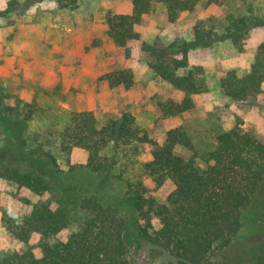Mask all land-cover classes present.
Here are the masks:
<instances>
[{
  "label": "rangeland",
  "instance_id": "rangeland-1",
  "mask_svg": "<svg viewBox=\"0 0 264 264\" xmlns=\"http://www.w3.org/2000/svg\"><path fill=\"white\" fill-rule=\"evenodd\" d=\"M7 3L0 0V11L6 9ZM132 3L133 0H80L76 9H61L55 0H48L30 10L0 16V145L17 146L16 137L6 134L5 106L17 107L20 103L22 113L26 105H33V117L13 135L22 143L20 165L42 174L50 185L48 191L38 194L0 179V252L32 247L38 257L42 256L39 234L28 244L19 241L8 232L5 216L27 215L41 203L63 210L69 228L52 238L53 243L80 230L89 216L83 200L94 198L112 206L130 225L127 253L133 264L141 247L135 242L139 223L135 206L126 194L128 184L143 179L151 195L162 203L173 189L171 184L156 188L143 174L154 144L163 145L169 130L183 127L198 153L197 165L206 169L213 164L209 155L216 149L218 137L233 128L237 118L243 120L245 132L264 141V97L236 103L221 89V80L228 71L245 76L252 68L258 47L264 42V0H202L194 10L180 13L174 22L169 20L166 7L156 2L137 26L140 39L129 42L128 53L110 38L107 16L131 13ZM230 16H253L258 23L239 42L241 50L228 38L210 45L195 43L198 23L223 33ZM157 37L189 48L188 69L196 73L201 92L193 96L195 106L185 113L164 116L161 111V103L181 101L184 93L158 77L149 66V56L141 43ZM120 70L133 74L131 88L112 87L107 81L109 74ZM79 112L93 113L99 125L130 112L152 142L110 150L114 168L93 172L86 167L87 151L76 148L67 154L60 149V132ZM40 146L53 154L57 163L48 157L40 158L43 162L37 164L30 162L29 151ZM179 153L185 158L192 155L186 149H179ZM153 224L156 229L160 227L157 220ZM243 224L233 249L218 251L203 264H264V183L245 212ZM157 256L151 252L149 259Z\"/></svg>",
  "mask_w": 264,
  "mask_h": 264
},
{
  "label": "trees",
  "instance_id": "trees-1",
  "mask_svg": "<svg viewBox=\"0 0 264 264\" xmlns=\"http://www.w3.org/2000/svg\"><path fill=\"white\" fill-rule=\"evenodd\" d=\"M44 1L48 0H8L0 16L20 9L30 10ZM55 1L61 9H76L80 2ZM201 1L133 0L131 13L107 16L108 34L116 46L129 53V42L140 39L137 26L156 2L166 7L169 20L174 22L180 13L194 10ZM253 26H258L253 16H230L223 33L207 29L200 22L195 26V43L210 45L228 38L238 47ZM141 49L148 54L152 71L184 93L181 101L169 100L160 104L163 115L174 116L191 110L195 106L193 96L199 94L201 88L194 70L188 69V46L176 42L168 44L157 37L152 42H142ZM107 81L112 87L124 85L131 88L134 76L127 70H120L109 74ZM263 84L264 42L258 47L250 72L239 76L235 70L228 71L221 80V89L236 103H244L264 97ZM19 108L20 103L17 107L6 105L4 108L8 127L6 134L10 138L16 137L17 146L1 143L0 179L43 194L50 185L42 174L25 170L20 165L19 148L22 143L17 135L14 136L31 120L34 106L26 105L22 113ZM59 139L61 151L67 154L76 148L87 151L86 167L96 173L109 172L114 168L115 161L108 154L110 150L152 142L130 112L111 117L102 125L91 112L76 113L71 124L60 132ZM153 147L152 158L144 164L143 174L156 188L171 184L173 189L166 202L162 203L151 195L143 179L128 184L126 194L135 206L139 223L135 229L137 245H164L175 255L194 264L205 263L218 251L233 249L241 236L245 212L253 205L264 183V141L245 132L243 120L237 118L235 126L218 137L217 147L209 155L213 164L206 169L197 165L198 153L183 127L172 128L165 143L154 144ZM179 149L192 151L191 157H183ZM28 156L33 164L43 162L40 158L44 157L57 163L54 155L45 152L42 146L31 149ZM82 204L89 216L80 230L53 243L50 242L52 238L69 228L67 214L63 210L41 203L27 215L5 216L3 222L8 232L19 241L28 244L35 234H39L42 256L38 257L32 247L12 253L0 252V264H131L127 253L130 225L112 206L94 198L84 199ZM154 220L160 224L158 229L153 224ZM151 252L159 255L158 251Z\"/></svg>",
  "mask_w": 264,
  "mask_h": 264
},
{
  "label": "water",
  "instance_id": "water-1",
  "mask_svg": "<svg viewBox=\"0 0 264 264\" xmlns=\"http://www.w3.org/2000/svg\"><path fill=\"white\" fill-rule=\"evenodd\" d=\"M151 251H158L159 255L155 260H150ZM194 264L193 262L183 257L172 253L166 246L156 243H146L143 245L139 253L136 255L133 264Z\"/></svg>",
  "mask_w": 264,
  "mask_h": 264
}]
</instances>
